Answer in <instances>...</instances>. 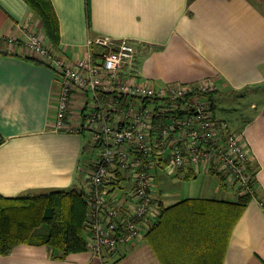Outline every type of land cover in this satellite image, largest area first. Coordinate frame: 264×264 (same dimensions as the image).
I'll return each instance as SVG.
<instances>
[{"label": "crops", "instance_id": "obj_1", "mask_svg": "<svg viewBox=\"0 0 264 264\" xmlns=\"http://www.w3.org/2000/svg\"><path fill=\"white\" fill-rule=\"evenodd\" d=\"M50 1L60 25L56 54L67 63L87 54L89 38L125 39L137 49L132 70L157 88L207 84L216 96L232 97L264 88V8L253 0ZM27 27L41 29L25 1L0 0V38L13 36L22 43ZM0 52V195L78 189L87 145L84 135L54 128L59 83L53 69L12 55L4 41ZM257 100L261 103L253 100L236 131L243 134L258 169V199L247 204L235 224L223 264H264V210L259 204L264 201V98ZM82 106L83 98L75 94L70 114L74 124ZM205 176L214 179L212 188L189 187L185 198L163 194L168 206L229 193L214 174ZM175 178L179 182L182 176ZM124 252L115 264H160L145 240ZM56 254L44 245L20 244L0 255V264H100L90 251L64 259Z\"/></svg>", "mask_w": 264, "mask_h": 264}, {"label": "built area", "instance_id": "obj_2", "mask_svg": "<svg viewBox=\"0 0 264 264\" xmlns=\"http://www.w3.org/2000/svg\"><path fill=\"white\" fill-rule=\"evenodd\" d=\"M21 48L13 36L7 50L36 57L52 67L59 83L56 131L90 137L87 163L85 241L100 264H115L140 241L168 203L156 186L190 170L214 174L224 190L257 200V169L243 134L216 117L204 95L207 84L156 87L132 70L137 49L125 39L87 40V54L74 63L52 57L38 28L27 27ZM75 94L83 106L73 123ZM264 210V201H259Z\"/></svg>", "mask_w": 264, "mask_h": 264}, {"label": "trees", "instance_id": "obj_3", "mask_svg": "<svg viewBox=\"0 0 264 264\" xmlns=\"http://www.w3.org/2000/svg\"><path fill=\"white\" fill-rule=\"evenodd\" d=\"M24 1L40 23L50 55L57 57L60 25L51 1ZM17 42L21 48L22 43ZM9 53L41 63L21 50ZM216 94L217 91L204 94L213 109ZM2 142L0 135V145ZM86 151L87 146L83 152ZM181 176L185 181L197 178L190 170H182ZM250 201L245 196L232 202L216 198L181 200L162 208L144 240L160 264H223L232 230ZM86 218L87 205L81 189L28 193L16 198L0 195V255L11 253L20 244L50 247L59 259L85 252Z\"/></svg>", "mask_w": 264, "mask_h": 264}, {"label": "rangeland", "instance_id": "obj_4", "mask_svg": "<svg viewBox=\"0 0 264 264\" xmlns=\"http://www.w3.org/2000/svg\"><path fill=\"white\" fill-rule=\"evenodd\" d=\"M255 3L261 5L262 8H264V0H253ZM261 95V96H259ZM264 98V88L260 91H251L248 92L243 97H237V96H216V99L214 100V112L216 111V115L218 118L224 119L228 122L230 127L234 130H237L240 128L243 122V118L251 112L250 106L252 102H257L260 104L261 102L257 100V98ZM255 100V101H253ZM80 110V108H79ZM71 112L73 113V110L71 109ZM78 114V113H76ZM84 142L87 145V151L84 158V162L87 164L90 162L94 156L95 153L92 151V148L90 146V137L87 135L84 137ZM84 173L86 172L87 165H84L83 167ZM206 174L202 173L197 178L192 179L190 181H181L179 182H173L177 181L176 178L172 179V181H169L170 178L165 176L162 173H159L158 179L156 180V186L161 190L163 194L174 195L176 198V195H178V198H185V190L189 187H197L200 189H206L210 183H214V179L209 178V176H205ZM85 176L84 174L81 177V180L79 181L77 187L78 189L85 190ZM208 183V184H207ZM209 187L212 188V185L210 184ZM215 185L213 184V188ZM165 197V196H164ZM204 197L207 198H220V199H229L234 200V196L231 193H224L221 191L219 194L211 195L210 193L205 195Z\"/></svg>", "mask_w": 264, "mask_h": 264}, {"label": "water", "instance_id": "obj_5", "mask_svg": "<svg viewBox=\"0 0 264 264\" xmlns=\"http://www.w3.org/2000/svg\"><path fill=\"white\" fill-rule=\"evenodd\" d=\"M260 87H264V85L260 86Z\"/></svg>", "mask_w": 264, "mask_h": 264}]
</instances>
